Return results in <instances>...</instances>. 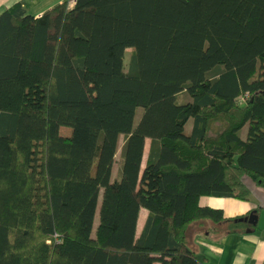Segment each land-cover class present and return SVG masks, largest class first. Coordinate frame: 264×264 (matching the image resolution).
Listing matches in <instances>:
<instances>
[{
  "label": "trees",
  "instance_id": "16d2710c",
  "mask_svg": "<svg viewBox=\"0 0 264 264\" xmlns=\"http://www.w3.org/2000/svg\"><path fill=\"white\" fill-rule=\"evenodd\" d=\"M246 172L264 188V0L0 14V264H203L188 227L241 224L200 201L249 200Z\"/></svg>",
  "mask_w": 264,
  "mask_h": 264
},
{
  "label": "crops",
  "instance_id": "0c3cea01",
  "mask_svg": "<svg viewBox=\"0 0 264 264\" xmlns=\"http://www.w3.org/2000/svg\"><path fill=\"white\" fill-rule=\"evenodd\" d=\"M18 1H24L29 7V14L38 17L63 1L73 0H0V14ZM248 186L260 187L256 184ZM254 187L250 189L253 191ZM259 194V199L250 197L247 201L220 197L204 199L208 205L222 208L226 218L239 219L254 212L258 219L255 226L248 221H238L241 230L232 234L214 233L213 223L210 221L190 225L186 232L187 246L203 264H264V194ZM147 214L148 211L145 209L140 211L138 233L143 227ZM249 228L251 230L248 232Z\"/></svg>",
  "mask_w": 264,
  "mask_h": 264
},
{
  "label": "rangeland",
  "instance_id": "374dc122",
  "mask_svg": "<svg viewBox=\"0 0 264 264\" xmlns=\"http://www.w3.org/2000/svg\"><path fill=\"white\" fill-rule=\"evenodd\" d=\"M130 50H127L126 53H125V59H124V64H125V69H126V66H127V62L129 60V56H130ZM197 112H199V109H195L194 110V114H196ZM61 134L63 135H69L71 134V129L70 128H66V127H62L61 129ZM97 137H98V132L97 131H94L93 132V136H92V144H91V147H90V160H92L93 158V153H94V149H95V144H96V141H97ZM123 140H121L120 142V145L122 144ZM149 145H150V141L147 140L146 141V147H145V151L147 152L148 151V148H149ZM119 158H120V151L117 153V156H116V163L114 164V168H113V178H115L118 174V171H119ZM244 180H246V182L249 183V185H255L253 183V180L250 178L248 172H246V176L244 177ZM254 186H250V188H253ZM251 190V189H250ZM251 193L252 195L250 194V197H253V198H256V199H259L260 197V194L259 193H263L264 194V188L263 187H254L253 191L251 190ZM206 197H202L201 199V204L202 205H208V203L205 202V199ZM211 199V198H210ZM212 199H216V198H212ZM146 210V209H145ZM253 215L255 214L254 212H252ZM251 214V213H250ZM249 214V215H250ZM248 215V216H249ZM248 216H245V217H241L239 218L240 221H247V220H244V218H247ZM257 216V215H256ZM142 221L139 222V224H141ZM98 223V222H97ZM257 224V223H256ZM255 224V225H256ZM253 225V224H252ZM253 225V226H255ZM139 231V230H138Z\"/></svg>",
  "mask_w": 264,
  "mask_h": 264
},
{
  "label": "water",
  "instance_id": "95a60500",
  "mask_svg": "<svg viewBox=\"0 0 264 264\" xmlns=\"http://www.w3.org/2000/svg\"><path fill=\"white\" fill-rule=\"evenodd\" d=\"M257 216L253 213H251L247 218H244V220H247L250 224L255 225L257 223Z\"/></svg>",
  "mask_w": 264,
  "mask_h": 264
}]
</instances>
